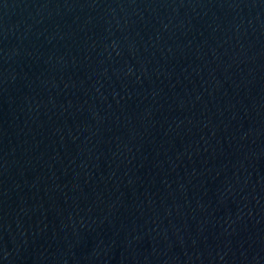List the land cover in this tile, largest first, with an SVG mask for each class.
<instances>
[{"label": "water", "instance_id": "obj_1", "mask_svg": "<svg viewBox=\"0 0 264 264\" xmlns=\"http://www.w3.org/2000/svg\"><path fill=\"white\" fill-rule=\"evenodd\" d=\"M0 264H264V0H0Z\"/></svg>", "mask_w": 264, "mask_h": 264}]
</instances>
